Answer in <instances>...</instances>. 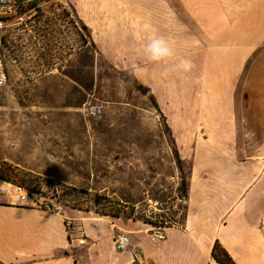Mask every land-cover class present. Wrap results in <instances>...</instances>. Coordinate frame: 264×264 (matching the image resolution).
I'll list each match as a JSON object with an SVG mask.
<instances>
[{"label":"crops","instance_id":"obj_1","mask_svg":"<svg viewBox=\"0 0 264 264\" xmlns=\"http://www.w3.org/2000/svg\"><path fill=\"white\" fill-rule=\"evenodd\" d=\"M67 3L99 55L154 96L189 165L184 215L160 227L0 196V264H216L215 243L234 264H264V0ZM154 35L193 72L149 62L143 45ZM117 230L129 239L121 252Z\"/></svg>","mask_w":264,"mask_h":264},{"label":"rangeland","instance_id":"obj_2","mask_svg":"<svg viewBox=\"0 0 264 264\" xmlns=\"http://www.w3.org/2000/svg\"><path fill=\"white\" fill-rule=\"evenodd\" d=\"M10 24L0 181L60 211L99 216L117 207L122 218L179 225L189 165L178 168L160 108L100 57L67 0H35Z\"/></svg>","mask_w":264,"mask_h":264},{"label":"built area","instance_id":"obj_3","mask_svg":"<svg viewBox=\"0 0 264 264\" xmlns=\"http://www.w3.org/2000/svg\"><path fill=\"white\" fill-rule=\"evenodd\" d=\"M34 1L35 0H0V88L6 84L7 79L6 62L3 54V52L6 50L2 43L4 30L7 27L8 20L12 16L19 13L22 9ZM54 190L55 192L57 191L56 188H54ZM0 196L10 197L15 203L19 205L40 207L41 209L52 213L60 212V206H56V204L53 206L46 204L40 200V194L29 192L23 186L11 182L0 181ZM128 243L129 239L127 234L121 230H117V232L112 237V246L117 252L124 251L128 246Z\"/></svg>","mask_w":264,"mask_h":264},{"label":"clouds","instance_id":"obj_4","mask_svg":"<svg viewBox=\"0 0 264 264\" xmlns=\"http://www.w3.org/2000/svg\"><path fill=\"white\" fill-rule=\"evenodd\" d=\"M143 54L149 62L153 63L175 61L172 64L173 71L188 74L192 73L195 68L191 59L177 57L174 44L163 35L149 37L143 45ZM195 82L199 83V77H195Z\"/></svg>","mask_w":264,"mask_h":264},{"label":"trees","instance_id":"obj_5","mask_svg":"<svg viewBox=\"0 0 264 264\" xmlns=\"http://www.w3.org/2000/svg\"><path fill=\"white\" fill-rule=\"evenodd\" d=\"M17 14H19V13H17ZM82 28L83 29H86L84 27H82ZM2 43L4 45V41H2ZM92 45H93V43H92ZM100 57L103 60H105V58L102 55H100ZM119 74H120L121 80L125 84H128L130 82V80H131L132 83H133V85L135 86V88L142 95L146 96L149 99V101L154 105V107L156 108V110L159 111L158 105H157V103L155 101L154 96L150 92V90L147 87L143 86L141 83H139L134 78V76L132 75V73H124V72L119 71ZM174 158H175V162L177 163L178 168L180 169V165H181L182 161L179 159L178 154H175L174 155ZM27 190L29 192H33V191L29 190V189H27ZM187 190H188V183L186 182V180L184 178H181L180 185L178 187V194L180 196H182L183 198H185L186 195H187ZM112 211H114V212L113 213H110V212L109 213H103V214L102 213H99V216L113 218V219L114 218H119V215H118L119 214V212H118L119 210L117 209V207H114V209ZM211 257L215 261L216 264H234V262L232 261V259L226 253V251L218 243H215L213 245V248H212V251H211Z\"/></svg>","mask_w":264,"mask_h":264}]
</instances>
